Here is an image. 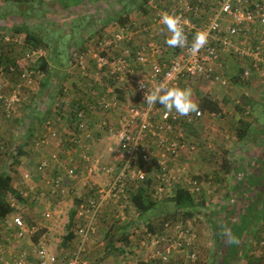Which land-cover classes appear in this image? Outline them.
<instances>
[{
    "label": "rangeland",
    "instance_id": "374dc122",
    "mask_svg": "<svg viewBox=\"0 0 264 264\" xmlns=\"http://www.w3.org/2000/svg\"><path fill=\"white\" fill-rule=\"evenodd\" d=\"M157 2L158 0H147L146 12L140 10L124 12L119 10L118 3L113 4L109 0H82V3L71 2L68 3L69 5H65L63 0H0V175L5 173L11 176V185L21 198L18 199L15 193L4 192L6 200L13 207L10 216H21L29 228L34 227V232L28 233L23 239L14 238L11 231L6 239L7 244H14L18 248L22 245L20 249L26 253V261L35 260L33 249L40 245H43L48 253L55 255L58 253L57 264H63L64 256L73 250L71 244L70 248H67L66 243L62 242L69 227L62 220L65 218L67 222L71 210L76 206L78 208L82 198L79 197L77 188H68L63 182L68 184V179L86 181L87 177L92 178L93 181L103 176L105 179L102 182H106L111 176L107 177L103 172L97 171L99 166L114 164V156L117 154L114 141L103 132H98L96 124L101 112L93 110L88 114L85 121L86 132L77 135V142L72 140L71 136L70 139L66 137L67 131L70 133L76 131L74 114L77 102L82 99L88 102L90 99L93 104L98 95L113 92L115 89L104 77L95 76V63L92 57L97 51V43L104 39V36L110 38L109 36L116 32L125 36L130 34L132 37L130 46L137 45L134 44L133 38L144 40L139 43L154 41L161 44L156 32L160 23L154 22L156 12L153 7L158 4ZM125 16L126 22L120 25L118 19H124ZM148 18L150 24H146ZM27 31L33 33L40 42L42 40L36 48L26 40ZM161 34H164L162 30ZM119 46L116 49L126 45L121 43ZM81 53L82 66H86L83 70L75 63ZM109 53L116 52L110 49ZM49 57L54 61L51 63L53 67L49 68L48 73L42 72L38 69L41 58L49 60ZM229 57L233 58L235 68L230 67L225 72H220L227 80V84L221 86L218 82H209L211 88H207L216 96L226 97L218 102L220 112L205 117L196 128L192 127L188 130L192 141L189 142L190 145L195 147L196 152H200L199 158L203 159L197 160L196 152L190 156L191 152L185 151L183 157H179V160L174 161L171 166L176 178L179 176V182L175 181L176 186H189L188 181L193 179L198 181L199 192L196 195H200L197 196L196 209L191 208L188 212L184 209L176 210L169 201L174 194L172 189L168 197L158 202L159 208H156L152 215L147 217L148 212H145L141 218L138 217L139 214L137 215L138 220H130L134 222L130 237L128 233L121 232H109V236L113 237L104 235L106 230L104 228L110 226V223L103 220L100 228H96V232H99L101 237L94 238L95 241L97 240L95 254L90 253L88 256L85 250L87 260L91 262L98 260L104 264L107 262L105 259L111 254L121 260V264H131L132 258L134 264H149L146 262V253L151 248L147 245L141 249L139 244L146 236L147 230L149 231L147 225L150 224L155 234H161L164 223H174L179 220L189 228L185 240L190 243L188 247L197 244L198 257L195 261H191L189 256L192 250L184 248L183 251L174 254L169 264H212L222 258L227 252L225 249L227 239L231 236L228 227L237 226L243 219L246 221L242 215L248 205L245 198L239 202H237L239 198L232 199L228 204L220 199L222 196L226 197L225 193L231 187L217 174V172L225 173L226 169H229V172L225 174L234 179L231 182L232 187L236 188L234 191L240 192L237 188L240 185L244 193L251 195L250 202L253 204L250 207L251 211L256 210L258 204H260L259 208L264 206V199L263 202L259 201L260 196L264 195V182L258 180L254 182V186L248 185L250 176L255 173V169L253 173L251 172L253 162L256 158L264 156V83L252 77L242 80L240 78L242 61L232 54ZM83 86L89 91L84 92L81 88ZM68 91L71 93L73 91L68 103L70 107L71 102L75 101L73 116L71 109L68 107L64 109L60 103L62 96L67 95ZM55 98H59L57 103L54 101ZM125 98L132 102L128 96ZM49 123L58 134L52 139L57 141L58 153H49L45 150L51 139L47 144L40 143ZM248 128L250 134L238 140V131L244 130L248 134ZM81 138L88 139L90 145H87L84 152L77 151L78 154H74L73 149ZM229 146L234 147L235 150L230 152ZM219 150H223L224 154H220ZM43 157L48 159V165L38 169V163ZM74 159L81 161L80 168H85L86 172L89 167H93V172L87 173L89 176L86 172L82 174ZM115 167L113 175L118 173V166ZM50 168H57L58 172L51 174ZM70 168L75 169V177L64 178L62 174ZM59 176H62L61 188L64 191L51 193V180ZM35 195H41V198H36V201L33 199ZM74 198L81 200L77 203ZM52 200H55V203H51ZM220 205L234 212L232 218L218 215L215 209ZM33 207L41 209L43 213L49 211L52 214L55 210L60 211L59 224L52 235L44 234L42 230H47L43 225L45 221L38 222L31 213L35 210ZM130 210H133V216L138 212L135 208ZM249 214L252 219L247 220V226H260L254 220V215L251 212L247 215ZM73 225L77 228L79 221ZM248 228H246L247 233L243 232L238 239L228 264H264V246L260 245L264 234L261 235L262 231L257 229L249 235ZM35 234L38 235L34 243ZM201 235L210 242L207 251L201 248L199 241ZM100 242H104V245H100ZM112 242H118L116 251H109L106 247ZM124 243L129 245V250ZM260 256L263 258L260 259ZM257 257L259 259L255 260L254 258ZM4 259L6 264H10L7 263V258ZM20 259L24 257L19 256L17 261Z\"/></svg>",
    "mask_w": 264,
    "mask_h": 264
},
{
    "label": "built area",
    "instance_id": "2783aa9c",
    "mask_svg": "<svg viewBox=\"0 0 264 264\" xmlns=\"http://www.w3.org/2000/svg\"><path fill=\"white\" fill-rule=\"evenodd\" d=\"M153 8L156 23H160V17L165 13L178 15L186 22L184 31L189 46L194 34L200 31L208 33V42L195 56L190 54L188 47L170 48L165 41L161 44L147 41L130 46L131 35L125 36L120 32L110 35V38L104 36L97 43V51L92 57L95 76L104 77L115 89L98 95L93 104L85 99L77 102L74 114L76 131L70 136L77 142V135L86 132L88 114L93 110L99 111L98 130L114 141L117 154L114 164H104L97 169L107 177L111 175L109 179L92 186L89 196L78 205L82 223L74 228V232L79 241L63 264H98L87 260L85 255V244L96 234L98 220L105 218L110 225L121 224L127 219L125 209L131 203V196L139 188H145L151 199L159 201L168 197L175 189V183L179 182V176L176 178L171 171L172 163L185 151L195 149L187 141L184 126L199 119L203 113L199 109L198 113L179 116L175 111L168 113L159 103L149 106L145 102L149 90L161 82L170 87H181L182 82L199 76L226 85L227 80L215 70L223 52L242 61V80L252 77L264 83V0H158ZM121 43L126 46L116 49ZM110 49L116 53H109ZM167 51L169 58L165 57ZM82 59L81 53L75 63L83 70L86 66H82ZM57 135L49 123L40 143L47 144ZM47 165L48 159L42 158L38 169ZM115 166H118V173L113 175ZM92 172L93 167H89L88 173ZM75 175L74 168L66 169L62 174L64 178ZM62 176L51 180V193L61 188ZM188 182L189 186L183 188L190 193L199 191L196 179ZM12 223L16 228L15 235L20 239L34 232L21 216L14 215ZM127 233L130 237L133 230ZM146 233L139 244L141 249L147 245L151 248L146 253V262L149 264H169L174 254L184 248L190 249L193 245L188 247L190 243L185 240V236L189 228L180 220L164 223L161 234ZM100 245H104V242H100ZM260 245L264 246V236ZM33 254V262L25 259L17 261L19 256L25 258L22 254L16 258L15 264H57V256L48 253L43 245L35 247ZM197 257V251L192 250L189 259L195 261Z\"/></svg>",
    "mask_w": 264,
    "mask_h": 264
},
{
    "label": "crops",
    "instance_id": "0c3cea01",
    "mask_svg": "<svg viewBox=\"0 0 264 264\" xmlns=\"http://www.w3.org/2000/svg\"><path fill=\"white\" fill-rule=\"evenodd\" d=\"M112 3L113 4H117V2H115V1H112ZM158 3V2H157ZM146 24H150V20H149V18H148V20H147V22H146ZM131 25V24H130ZM161 30L164 32V34L162 35H160V32H161ZM156 32H157V37H158V39H159V41L161 42V43H163V41H165L169 36H170V33L168 32V30H167V28L164 26V25H162V24H159L158 25V27L156 28ZM143 39H141V40H139V39H135V38H133V42H134V44H138L139 42H141ZM144 41V40H143ZM168 51H170V49H168ZM167 51V53H166V58H169L170 57V54H169V52ZM169 54V55H168ZM230 56V54L229 53H227V52H223L222 54H221V56H220V60H221V62H220V64L219 63H217L216 64V66H215V70L217 71V72H225V70H227V69H229L230 67H234L235 68V64H234V62H233V58L232 57H229ZM46 61H47V64L49 65V68L51 69V67H53V65L51 64V63H53L54 61H52V59L49 57V60H48V58H46ZM225 67V68H224ZM50 72V71H49ZM48 73V72H47ZM238 79V78H237ZM209 82H212V83H215V82H213V81H210V80H208V79H206V78H204L203 76H199V77H197V78H193V79H191V80H189L188 82H182V84H181V88H184V89H187V90H189L190 91V93H191V99L193 100V101H195L197 104H198V106H199V103H200V99L202 98V97H200V96H203V95H206L207 97H209V98H211L212 100H216V101H218L219 103H220V101H222V99L223 98H226V97H224V96H222V97H220V96H216L215 94H214V92L213 91H210L209 89H207V88H211V84L209 83ZM228 82H229V80H228ZM239 82V81H238ZM241 82V81H240ZM233 82L231 81V84H232ZM69 84H70V82H69ZM222 86V85H221ZM224 87V86H223ZM36 88V87H35ZM83 90H84V92L85 91H89L86 87H85V89H84V86L83 87H81ZM196 88V89H195ZM204 91V92H202V91ZM70 94V96H68ZM72 94H73V91H72V93L71 92H69L68 91V93H67V95H64V96H62V98H61V101H60V103L62 104V107L64 108V109H67V107H68V103H69V101H70V97L72 96ZM195 97H197V99L195 100ZM58 99L59 98H55V103H57V101H58ZM88 102H90V99L88 100ZM92 102V101H91ZM54 103V104H55ZM220 106V105H219ZM68 108H70L71 109V111H72V116H73V110L75 109V101H73V102H71V106L70 107H68ZM199 109L202 111V113H203V115L199 118V119H195L196 121H193V122H191V123H189V124H185V126H184V130H183V132L186 134V137H187V141L188 142H192L191 141V139H190V136H189V133H188V130L190 129V128H196V125L197 124H200V121L202 120V119H204L205 120V117H207V116H211V114H215V113H213V112H209V111H206V110H202L200 107H199ZM207 112H209V113H207ZM207 113V114H206ZM5 126H6V123H5ZM96 126H97V124H96ZM97 129H98V127H97ZM98 132H99V130H98ZM247 132H248V134H246V136L245 137H247L249 134H250V131H249V128H248V130H247ZM102 134L100 133V136H101ZM66 137H68L69 139H70V132L69 131H67V136ZM106 137V136H105ZM244 137V138H245ZM107 138V137H106ZM243 138V139H244ZM81 141H79L78 142V145L73 149V152H75L74 154H78V152L77 151H79V152H84V149L85 148H87V145L89 144V142H88V139H80ZM238 140H240V139H238ZM96 141V140H95ZM244 141V140H243ZM94 142V141H93ZM90 145V144H89ZM42 147V146H41ZM58 144H57V141L55 142V140H50V142L46 145V147H45V150L46 151H48L49 153H58ZM228 150L230 151V152H232V151H234L235 150V148L234 147H231V146H229L228 147ZM86 151V150H85ZM196 152V150L194 149V150H192L191 151V153H190V156L191 155H193L194 153ZM219 153L220 154H224V151L223 150H219ZM199 156H200V152L199 151H197L196 152V159L198 160V159H203L202 157L201 158H199ZM181 157H183L182 155L180 156V158ZM43 158H45V157H43ZM262 158H263V156L261 157V158H256V160L253 162L254 163V167H255V165L257 164V163H259L261 160H262ZM259 159V160H258ZM177 160H179V159H177ZM74 161H76L77 163H78V167L80 168V166H82V164H80V160H76V159H74ZM252 163V164H253ZM74 165L75 166H77V164L76 163H74ZM226 165V164H225ZM203 167V166H202ZM228 167V166H227ZM242 167H239V169H241ZM256 168V167H255ZM50 170L51 171H49L51 174H56L57 172H58V170H57V168H50ZM80 170H81V173L82 174H84L85 172H86V170H85V168H80ZM227 171L225 172V173H228L229 172V169H226ZM171 171H172V168H171ZM253 171H254V168L252 167L251 168V172L253 173ZM88 172H86V174H87ZM225 173H223V172H217V174L224 180V182H226V183H229L230 185H231V187L229 188V191L228 192H226L225 193V195H226V197L224 198L223 196L220 198L221 200H224L225 202H226V204H228L229 202H231L232 201V199H238L239 198V200L237 201V202H239V201H241V200H243L244 198H245V200H246V202H248V205H247V207H246V209L244 210L245 212H244V215H242V217H245L246 218V221H244V219L237 225V226H233L232 228H229L228 227V230H229V232H230V234H231V236H230V234H229V236L231 237V240H232V237H235L236 239H237V241H238V239L240 238V236L243 234V232H246V228L247 227H249L248 228V232H249V235L250 234H252V231L254 232L255 230H257V229H260L261 231H262V233H261V235L262 234H264L263 232H264V221L262 220V219H260V218H257L256 217V215H255V213H256V211L257 210H259V209H262V207L261 208H259L260 207V204H258V208L256 209V210H254V211H251L250 210V207L253 205L250 201L252 200V198H251V195L249 196V193H244V190L242 189V187L240 186V185H238V189L240 190V192H235L234 190H236V188H235V186L234 187H232V180H234V179H231V177L228 175V174H225ZM88 175V174H87ZM89 176V175H88ZM251 178L249 179V181H248V185L250 186L251 185V183L254 181H258L259 179H260V174L255 170V173H253L251 176H250ZM87 179L88 180H86V181H84V180H80V181H78V180H73V181H71V179L69 180H67V182H68V184L67 183H65V182H63V185L64 186H67L68 188L70 187V188H77V193H78V195H79V197L81 196V198H82V200H81V198H74L75 199V202H77V203H79L80 202V200H81V202H83L88 196H89V192H90V189H91V187L92 186H94L95 184H97V183H99V184H101L102 183V180H104L105 178H104V176L102 177V178H100L99 180H96V179H93V181L91 180L92 178H89V177H87ZM253 181H252V180ZM245 182L247 183V179L245 180ZM71 184L73 185V186H71ZM83 185V186H82ZM92 185V186H91ZM41 186V185H40ZM58 191H64L63 190V188H60V189H58L57 190V192L56 193H58ZM199 191H197V192H195V193H192L191 192V195L193 196V198L195 199V202H196V206H194L193 208L194 209H196V207L198 206V203H197V201H198V199H197V196L198 195H200V194H198V195H196L197 193H198ZM55 193V194H56ZM243 195V196H242ZM245 195V196H244ZM261 198H260V200L259 201H261L262 199H264V195H262V196H260ZM36 198L37 199H40L41 198V195L39 196V195H35L34 197H33V199L34 200H36ZM77 200V201H76ZM37 201V200H36ZM160 201V200H159ZM258 201V202H259ZM55 203V200H52L51 201V203ZM80 202V203H81ZM257 202V203H258ZM79 203V204H80ZM262 204V203H261ZM35 210L32 212L31 211V213H32V215H34L35 217H36V219L38 220V222H41V221H45V224H43V225H45L47 228V230H42L43 232H45L44 234H48V235H52L53 234V232H55L56 231V226H58V224H59V222H58V219H59V214H60V211H57V210H55V211H53V213L51 214L49 211L47 212V213H43V212H41V209H38V208H36V207H33ZM131 208H135L134 207V205H133V203H132V201H131V203L126 207V209H125V214L127 215V219H126V221L125 222H123L122 224H114L115 226H112V225H110V226H112V227H110V226H108L107 228L105 227L104 229H106L105 231H104V235H107V236H109V232H115V233H118V232H121V233H127L128 232V230H131L132 229V227H133V225H134V222H130V220H133V219H137V215L139 214V212H135V215H136V217H135V215L133 216V210H130ZM136 209V208H135ZM194 209H193V211H194ZM248 209H249V211H248ZM137 210V209H136ZM191 210V208L189 209V211ZM216 211H217V213H218V215H224L225 217H231L232 218V216L234 215V212L232 211V210H228V208H226L224 205H220L219 207H217L216 209H215ZM71 211H74L75 212V214L73 215V220H70V214H69V218H68V220H67V222H66V220H65V218L62 220L66 225H68L69 226V229L67 230V232H66V234L64 235V237L68 234V232L69 231H72V233H73V238L71 239V240H68V241H66L65 239H64V237H63V243L65 244L66 243V246L65 247H67V248H70V244L73 246V250H74V248L76 247V245H77V243H78V241H79V237H78V235L77 234H75V232H74V223H76V221H79V224H81L82 223V221H81V219H79V212H78V208H77V206H76V208L75 209H73V210H71ZM248 212H251V214L252 215H254V220L257 222V223H259L260 224V226H258V225H252L251 227L250 226H247V220H250V219H252V216H250V214H249V216L247 215L248 214ZM71 213V212H70ZM232 213V214H231ZM11 214H9V215H7L6 216V219L3 221V222H0V261L3 263V261H5L4 262V264H6V259H4V258H7L8 259V262L7 263H10V264H15V259L19 256V254H23L24 253V255L26 254L25 252H23L20 248L22 247V245L20 246V248H18L16 245H14V244H7V242H8V240L6 239L7 238V236H8V233H9V231H11V232H13V236H14V238L16 237L15 236V231H16V228L13 226V223H12V216H10ZM138 217H143L142 215H140L139 214V216ZM147 217H148V215H147ZM10 218H11V220H10ZM79 219V220H78ZM103 220H106L105 218H101L100 220H98V222L96 223V226H97V228L99 229L100 228V226H101V221H103ZM138 220V219H137ZM70 221L72 222V224L70 223ZM25 222V221H24ZM58 222V223H57ZM250 222V221H249ZM26 224V223H25ZM70 224V225H69ZM27 225V224H26ZM254 227V228H253ZM31 228H34V227H31ZM147 228H148V226H147ZM242 229V232L241 233H239V230H241ZM102 230V229H101ZM150 231V230H149ZM148 230H147V232H149ZM247 233V232H246ZM245 233V234H246ZM244 234V235H245ZM37 235L38 234H35V236H34V243L36 242V239H37ZM44 236V235H43ZM96 236H98L99 238L101 237V234L99 233V232H96V234L94 235V236H92L91 238H89L88 240H87V242H86V244H85V250L87 251V255L89 256L90 255V253L92 254V255H94L95 254V249L97 248V245H95V244H97V240L95 241V237ZM246 236H248V234L246 235ZM109 237H113V236H109ZM53 238V237H52ZM262 238H263V236H262ZM199 241H200V243H201V248L202 249H205L206 251H207V249L209 248V241L208 240H206L202 235L199 237ZM237 241H236V244H237ZM196 243V242H195ZM231 244V243H230ZM229 244L227 243V248H225V249H227V253L230 251V250H233L234 251V248L236 247V246H232V245H229ZM196 246V247H195ZM196 248H197V244L196 245H192L191 247H190V249L191 250H196ZM73 250H71L69 253H70V255H71V252L73 251ZM129 250V249H128ZM133 250V249H132ZM197 251V250H196ZM69 253H67V255L66 256H64V260H65V258H67V257H69L70 255H69ZM198 253V252H197ZM3 254V255H2ZM58 254V253H57ZM56 254V255H57ZM228 254H230V253H228ZM232 254V253H231ZM5 255V256H4ZM69 255V256H68ZM129 255V254H128ZM87 256V257H88ZM131 255L129 256V258L131 259ZM89 258V257H88ZM117 258H118V256H117ZM119 258H120V256H119ZM217 258V257H216ZM215 258V259H216ZM219 258H220V256H219ZM261 258H263V256H260V259ZM24 259H26V256H25V258ZM90 259V258H89ZM255 260L256 259H259L258 257L257 258H254ZM63 260V261H64ZM105 261H107V262H105L106 264H121V260H119V259H116L113 255H111L110 254V256L108 257V259H105ZM263 261H264V259H263ZM1 262H0V264H1ZM256 262V261H255ZM104 263V262H103ZM104 263V264H105ZM230 263V262H229ZM257 263V262H256ZM259 263H261V262H259ZM131 264H134V262H133V258L131 259Z\"/></svg>",
    "mask_w": 264,
    "mask_h": 264
},
{
    "label": "trees",
    "instance_id": "16d2710c",
    "mask_svg": "<svg viewBox=\"0 0 264 264\" xmlns=\"http://www.w3.org/2000/svg\"><path fill=\"white\" fill-rule=\"evenodd\" d=\"M67 1L68 0H63L65 5H69V4H71V2L77 3V4L82 3V0H70L71 1L70 3ZM109 1L110 2H112V1L117 2L119 5L118 7L120 8L119 10H122L124 12H126L128 10H140L142 12H146V10H147V8L145 6L147 0H109ZM120 13L121 12H119V14ZM125 18H127V17L125 16L124 19H122V18L118 19V22L120 23V25L124 24V21L126 22ZM25 37H26V40L28 42H31V46L34 48H36L38 46V44H40L42 42V40L40 42V39H38L30 31L26 32ZM38 69H40L42 72H48L49 65L47 64V61L44 58H41V63L39 64ZM201 97L202 98L200 99L199 107L202 110H206V111L213 112V113L220 112V106H219L218 101L212 100L211 98L207 97L206 95H203ZM263 108H264V103H263ZM245 136H246V133L244 130L242 132L238 131V133H237L238 139L241 140ZM19 152H21V150H19ZM255 167L253 166V168L260 174L259 181L264 182V156H263L262 160L255 165ZM251 185L254 186V181L251 183ZM4 192L15 193L16 197L18 199H21L20 196H18V194L15 192V190L13 189V187L11 185V176L9 174H5V173L0 175V221L4 220L7 215H9L13 212V207L6 200ZM131 201H132L134 207L137 209V211L139 212L140 215H143V213H145V212H148V214H147L148 216L152 215L154 213V210H156V208H159L158 207L159 201H155V200L151 199L149 197V195L147 194V190L143 187L139 188L136 193L132 194ZM169 201L172 202V205L174 206V208L176 210H178V209L183 210L184 209V211H186V212H188V210L190 208H193L194 206H196L195 199L193 198L191 193L187 189H185L181 186H178V185L175 187L174 194L169 198ZM261 202H263V200H261ZM74 214H75V212L71 211L70 220H73ZM255 215L257 218H260L264 221V206L262 207V209L257 210ZM70 223L72 224L71 221H70ZM147 226H148V229L150 231H152V227H150V224H148ZM68 229H69V227H68ZM152 232H154V231H152ZM241 232H242V229L239 230V233H241ZM72 238H73L72 231H69L68 234L64 237V239L66 241L71 240ZM110 240H112V239H110ZM125 240H127V239H125ZM236 241H237V239L235 237H232V240H231V237L229 239H227L228 244L232 245V246H236ZM124 244L126 245V247H128V249L130 248L129 245H127L126 243H124ZM117 245H118V242H116V243L112 242V243L106 245V247L109 248V251H116V249H118ZM225 253L226 254L222 258L218 259L217 261L213 262L212 264H228L230 262V259L232 256V254H231L232 250H230L228 252L230 254H228L227 252H225ZM95 262L100 264V262L98 260H95ZM89 264H93V263L89 262Z\"/></svg>",
    "mask_w": 264,
    "mask_h": 264
},
{
    "label": "clouds",
    "instance_id": "9594fccd",
    "mask_svg": "<svg viewBox=\"0 0 264 264\" xmlns=\"http://www.w3.org/2000/svg\"><path fill=\"white\" fill-rule=\"evenodd\" d=\"M160 23L170 33V36L165 41L170 48L188 47L190 54L195 56L208 42V33L200 31L194 34L189 46L184 31L186 22L182 21V18L178 15L165 13L160 17ZM145 102L149 106L159 103L168 113L175 111L179 116H188L191 113L199 112V106L191 99L189 90L179 86L170 87L164 82L157 84L147 92Z\"/></svg>",
    "mask_w": 264,
    "mask_h": 264
}]
</instances>
